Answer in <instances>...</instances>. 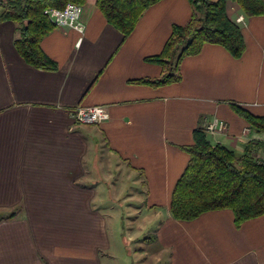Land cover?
<instances>
[{
  "label": "crops",
  "instance_id": "0c3cea01",
  "mask_svg": "<svg viewBox=\"0 0 264 264\" xmlns=\"http://www.w3.org/2000/svg\"><path fill=\"white\" fill-rule=\"evenodd\" d=\"M83 7V35L56 28L41 41L54 71L26 63L14 45L17 24L0 23V215L17 213L0 222V264H113L109 225L123 217L116 202L137 205L149 219L145 231L125 241L153 231L150 264H264V215L236 228L229 209L190 221L170 212L190 160L182 146L194 144L195 129L224 120L226 132L207 138L238 155L264 141L228 104L264 116V17L248 18L229 2L244 55L235 59L206 44L182 60L180 82L154 88L131 81L162 75L145 58L162 51L174 25L188 22L191 3L162 0L126 39L97 0ZM96 105L107 107L106 121L75 122L77 107Z\"/></svg>",
  "mask_w": 264,
  "mask_h": 264
},
{
  "label": "trees",
  "instance_id": "16d2710c",
  "mask_svg": "<svg viewBox=\"0 0 264 264\" xmlns=\"http://www.w3.org/2000/svg\"><path fill=\"white\" fill-rule=\"evenodd\" d=\"M162 0H97V7L107 22L126 39L135 30L144 12ZM193 8L185 25H174L158 55L145 60L158 64L163 73L158 78H141L133 84L154 88L181 81L180 66L185 57L200 54L206 44L219 45L240 59L246 50L240 26L228 14V3L239 6L248 17H264V0H188ZM87 0H0V23L17 24L14 45L20 56L34 68L54 71L58 65L42 49L41 41L56 26L45 14L48 9H63L68 3L84 6ZM231 109L257 133L264 134V116L250 112L230 101ZM194 144L182 146L189 163L172 193L170 212L174 219L190 221L209 211L229 209L234 224L264 215V157L259 144L250 142L238 155L223 144H212L202 128L194 131ZM260 146V145H259ZM264 151V149H263ZM16 210L0 215V222L16 216ZM150 241L155 236L147 237Z\"/></svg>",
  "mask_w": 264,
  "mask_h": 264
},
{
  "label": "rangeland",
  "instance_id": "374dc122",
  "mask_svg": "<svg viewBox=\"0 0 264 264\" xmlns=\"http://www.w3.org/2000/svg\"><path fill=\"white\" fill-rule=\"evenodd\" d=\"M235 13V10L232 11V14ZM235 18V17H234ZM261 152L259 151V154ZM263 153V152H262ZM264 157V155H263ZM139 190V189H138ZM123 203H125V201H122ZM116 206H118L120 212L123 214L120 218V220H114L113 222L110 221V225H109V230H110V235L114 244V250L112 251V253L115 255V259H113L112 263L113 264H136V262L134 263V260L136 257L141 258V263L144 264H150V261L153 259V254L156 253V246L155 245H149V242L147 241V234L150 233V235H148L149 237H153L154 233L153 231H148L147 233H145L146 235L141 236L139 238H135V240H133V242H129L128 244H126L125 241V235H127L131 232V235H135L136 237H138L140 235V233H142L143 231H145V227L148 226L147 222L149 221V219L143 218L144 216L141 214H144L142 212L139 211V207H137V205H133L134 207H125L124 204H120L118 202H116ZM136 206V207H135ZM105 210V209H104ZM156 224H154V227L152 226L153 229H155ZM147 228V227H146ZM128 250L130 251H134L137 253V255H135L134 257L132 256V253H127ZM158 253V252H157ZM134 254V253H133ZM140 254V256H139Z\"/></svg>",
  "mask_w": 264,
  "mask_h": 264
},
{
  "label": "built area",
  "instance_id": "2783aa9c",
  "mask_svg": "<svg viewBox=\"0 0 264 264\" xmlns=\"http://www.w3.org/2000/svg\"><path fill=\"white\" fill-rule=\"evenodd\" d=\"M84 7L76 3H68L63 9H48L45 14L49 17L56 28L75 30L83 35L85 25L82 20ZM238 23L243 22V17L237 18ZM81 39L79 40V43ZM76 123L84 126H96L109 118L106 106H79L72 113ZM203 130L206 134L216 135L226 132L227 123L221 119H214L204 124Z\"/></svg>",
  "mask_w": 264,
  "mask_h": 264
}]
</instances>
